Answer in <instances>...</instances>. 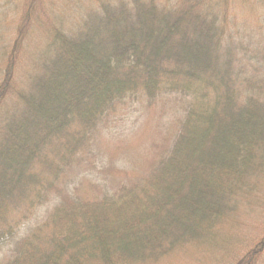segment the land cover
<instances>
[{
  "label": "trees",
  "instance_id": "16d2710c",
  "mask_svg": "<svg viewBox=\"0 0 264 264\" xmlns=\"http://www.w3.org/2000/svg\"><path fill=\"white\" fill-rule=\"evenodd\" d=\"M260 216L264 0H0V264H255Z\"/></svg>",
  "mask_w": 264,
  "mask_h": 264
},
{
  "label": "rangeland",
  "instance_id": "374dc122",
  "mask_svg": "<svg viewBox=\"0 0 264 264\" xmlns=\"http://www.w3.org/2000/svg\"><path fill=\"white\" fill-rule=\"evenodd\" d=\"M10 17H15V15H11ZM6 34H7V32L4 33L3 37H7ZM7 40H8V38H7ZM142 121L143 122H141V124L144 125L145 122H144V120H142ZM142 131H143L142 129H139L140 135H141ZM32 215L33 214L31 213V217L28 220L29 222L31 221V219L35 218V216L34 215L32 216ZM263 221H264V217L260 216V220L255 222V224L253 225V227L249 231V233L252 237L255 236L256 241H259L260 239L264 238V230H263L264 229V223H263ZM260 251H261L259 253L260 258H259L258 262L257 261L255 262V264H264V245H263V243L261 244ZM223 253H224V250L221 254H223ZM179 264H184V263H179Z\"/></svg>",
  "mask_w": 264,
  "mask_h": 264
}]
</instances>
